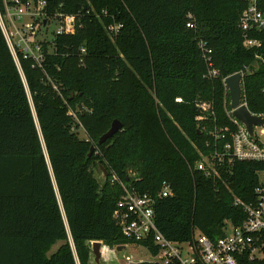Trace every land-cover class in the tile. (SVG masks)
I'll return each instance as SVG.
<instances>
[{"label":"trees","instance_id":"obj_1","mask_svg":"<svg viewBox=\"0 0 264 264\" xmlns=\"http://www.w3.org/2000/svg\"><path fill=\"white\" fill-rule=\"evenodd\" d=\"M245 6L46 0L49 15L75 14L81 26L42 42V67L18 53L21 72L0 28V264H90V241L131 242L114 219L123 185L155 196L163 181L170 185L172 195L157 198L154 211L159 231L173 241L195 230L216 240L227 221H243L235 198L252 199L260 164L237 160L207 176L196 162L213 149L215 128L229 123L227 76L248 66L247 106L264 114V67L256 57L264 58V29L253 33L259 47L243 45ZM201 41L211 50L205 57L213 77ZM114 119L122 128L98 144ZM95 166L107 171L101 181Z\"/></svg>","mask_w":264,"mask_h":264},{"label":"built area","instance_id":"obj_2","mask_svg":"<svg viewBox=\"0 0 264 264\" xmlns=\"http://www.w3.org/2000/svg\"><path fill=\"white\" fill-rule=\"evenodd\" d=\"M243 1L246 6L241 11L238 21L243 45L247 48H257L261 45V40L253 37V33L264 29V10L260 8L258 0ZM79 26L81 24L75 14L56 12L49 15L46 11V0H4V9L0 11V28L20 72L18 53L24 58H33L35 65L42 67L44 61L42 42L52 40L56 35L72 34ZM120 26L121 24H116L107 30L110 34H116ZM187 26L193 27L194 24L189 21ZM205 44L203 41L199 43L204 57L211 51ZM85 51V47L80 48L81 53ZM256 57L261 60L260 63L264 67V58L259 54H256ZM205 61L208 66L207 76H215L217 70L211 67L210 57L206 56ZM239 72L241 96L237 107L243 106L251 115L264 118V114L253 113L247 106L243 74L249 72L248 66ZM262 79L264 91V75ZM201 107L206 109L208 105L201 104ZM233 110L229 99V106L226 109L229 123L215 128L213 149L208 153H199L200 159L196 162V167L207 176H219L218 167L222 164H230L237 160L255 161L260 164L256 171L257 179L252 199L244 201L235 198L234 203L244 210L243 221L239 224L227 221L224 225V234L216 240H211L195 230L189 240L173 241L159 231L154 211L157 198L172 195L170 185L163 181L156 196L139 193L123 185L124 192L116 202L114 219L125 238L131 243L144 246L152 255V260H140V263L250 264L255 260L264 259V124L253 125L250 132L244 122L232 115ZM149 246L155 248V252H152ZM126 261L129 264L132 260L127 257Z\"/></svg>","mask_w":264,"mask_h":264},{"label":"water","instance_id":"obj_3","mask_svg":"<svg viewBox=\"0 0 264 264\" xmlns=\"http://www.w3.org/2000/svg\"><path fill=\"white\" fill-rule=\"evenodd\" d=\"M253 66L257 67V62H254ZM225 84L229 90L230 107L234 109L232 115L237 119L241 120L242 122H244L250 132L252 131L253 125L264 124V118L251 115L249 111L243 106L237 107L241 96V73L235 72L227 76L225 78ZM121 128H122V123L119 120L114 119L111 122L109 129L99 137L97 143L101 144L105 142L108 138H111ZM94 148L95 146L93 145L90 147L88 156H90L94 152ZM101 170H102V179H104L107 176V171L102 166H101ZM101 244H102L101 241L92 242V252L94 255V260L97 264L99 263ZM122 248H125V245L117 246V250H120Z\"/></svg>","mask_w":264,"mask_h":264},{"label":"rangeland","instance_id":"obj_4","mask_svg":"<svg viewBox=\"0 0 264 264\" xmlns=\"http://www.w3.org/2000/svg\"><path fill=\"white\" fill-rule=\"evenodd\" d=\"M213 126V125H212ZM215 127H213L212 130H214ZM211 130V131H212ZM80 137H85L84 132L80 131L79 132ZM101 167L99 168L98 166L93 168V172L97 179L99 181L102 180V172H101ZM92 242L90 241L88 243L89 249H90V264H97L94 260V255L92 252ZM101 247H100V258H99V263L98 264H128L126 261V258L129 257L131 258V263L129 264H145V263H140V260H152L153 257L152 255L146 250V248L138 243H127L125 244V248H122L120 250H117V246H108L105 245L103 242H101ZM60 241L56 242L53 244L48 251L50 254L51 252L55 251L57 247L59 246ZM119 246V245H118ZM78 264V262H77Z\"/></svg>","mask_w":264,"mask_h":264}]
</instances>
